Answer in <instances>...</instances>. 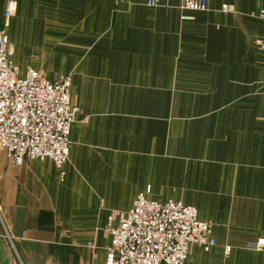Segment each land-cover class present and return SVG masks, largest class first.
I'll return each mask as SVG.
<instances>
[{
    "label": "crops",
    "instance_id": "0c3cea01",
    "mask_svg": "<svg viewBox=\"0 0 264 264\" xmlns=\"http://www.w3.org/2000/svg\"><path fill=\"white\" fill-rule=\"evenodd\" d=\"M13 6L20 73L69 75L79 113L64 175L0 150V264H106L109 217L141 192L212 222L184 264H264V0Z\"/></svg>",
    "mask_w": 264,
    "mask_h": 264
},
{
    "label": "built area",
    "instance_id": "2783aa9c",
    "mask_svg": "<svg viewBox=\"0 0 264 264\" xmlns=\"http://www.w3.org/2000/svg\"><path fill=\"white\" fill-rule=\"evenodd\" d=\"M157 1L150 0V4ZM181 7L205 10L208 0H181ZM13 15V0H7L0 30V150L16 164L50 159L64 175L71 153V128L79 113L70 97L71 78L62 75L51 81L33 67L20 73L7 33ZM107 230L111 243L106 264H184L193 245L205 250L216 245L212 222L200 219L195 206L149 198L144 192L129 210L111 213ZM249 247L262 249L264 239ZM230 250L227 246L226 251Z\"/></svg>",
    "mask_w": 264,
    "mask_h": 264
},
{
    "label": "rangeland",
    "instance_id": "374dc122",
    "mask_svg": "<svg viewBox=\"0 0 264 264\" xmlns=\"http://www.w3.org/2000/svg\"><path fill=\"white\" fill-rule=\"evenodd\" d=\"M261 16H262V13H261ZM263 17V16H262ZM71 78V77H70ZM45 160V159H44ZM227 248V247H226Z\"/></svg>",
    "mask_w": 264,
    "mask_h": 264
}]
</instances>
